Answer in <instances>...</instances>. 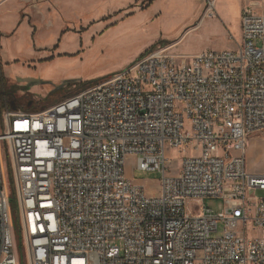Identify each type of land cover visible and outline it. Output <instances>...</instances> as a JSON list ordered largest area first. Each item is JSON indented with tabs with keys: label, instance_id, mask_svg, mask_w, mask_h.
<instances>
[{
	"label": "built area",
	"instance_id": "2783aa9c",
	"mask_svg": "<svg viewBox=\"0 0 264 264\" xmlns=\"http://www.w3.org/2000/svg\"><path fill=\"white\" fill-rule=\"evenodd\" d=\"M239 31L226 50L153 47L43 109L0 96V264H264V173L245 159L264 133V12L244 8Z\"/></svg>",
	"mask_w": 264,
	"mask_h": 264
},
{
	"label": "rangeland",
	"instance_id": "374dc122",
	"mask_svg": "<svg viewBox=\"0 0 264 264\" xmlns=\"http://www.w3.org/2000/svg\"><path fill=\"white\" fill-rule=\"evenodd\" d=\"M245 2L215 0L214 16L206 17V0H6L0 6V79L11 89L10 108L22 110L28 100L36 110L55 104L129 67L153 47L187 56L234 48L241 42L238 6ZM259 2L257 13L264 11V0ZM246 144L247 169L264 173V133ZM176 154L170 152L177 159ZM125 171L146 193H158L160 172L135 169L134 156L126 158ZM255 196L264 197V190ZM200 206L213 213L223 209L213 198ZM11 208L23 256L17 201Z\"/></svg>",
	"mask_w": 264,
	"mask_h": 264
},
{
	"label": "crops",
	"instance_id": "0c3cea01",
	"mask_svg": "<svg viewBox=\"0 0 264 264\" xmlns=\"http://www.w3.org/2000/svg\"><path fill=\"white\" fill-rule=\"evenodd\" d=\"M6 0H0V6L5 2ZM24 1V0H23ZM260 0H246V2L244 3V5H242L241 3V5H239L238 6V13L237 14H239V13H241L240 12V9H242V8H246V7H254V5H257V4H260V2H259ZM24 4V3H23ZM239 4V3H238ZM235 5V4H234ZM237 5V4H236ZM235 5V6H236ZM24 7V6H23ZM25 8V7H24ZM24 8H22V9H24ZM262 12H264V11H262ZM261 12V13H262ZM240 15V14H239ZM239 26H240V23H239ZM1 31V30H0ZM170 47H168V49H169ZM0 53H1V51H0ZM4 84V83H3ZM2 90V88L0 87V91ZM4 90L7 92V94H8V90L9 91H11V89L10 88H7L5 85H4ZM9 94H10V92H9ZM8 94V95H9ZM11 95V94H10ZM10 97V96H9ZM251 172H253V171H251ZM127 175V174H126ZM128 176V175H127ZM138 184V183H137ZM139 185H141L142 187H144V185H142V184H139Z\"/></svg>",
	"mask_w": 264,
	"mask_h": 264
},
{
	"label": "trees",
	"instance_id": "16d2710c",
	"mask_svg": "<svg viewBox=\"0 0 264 264\" xmlns=\"http://www.w3.org/2000/svg\"><path fill=\"white\" fill-rule=\"evenodd\" d=\"M0 77H2L1 73H0ZM93 81L89 82L87 85L83 86H90V84H92ZM0 87L2 88V90L0 91V96L1 97H7V102H10L11 97H9V95L7 94V92L4 90V84H3V78L0 79ZM29 100L26 101V107L27 109H31V107L28 106Z\"/></svg>",
	"mask_w": 264,
	"mask_h": 264
},
{
	"label": "flooded vegetation",
	"instance_id": "af4514ba",
	"mask_svg": "<svg viewBox=\"0 0 264 264\" xmlns=\"http://www.w3.org/2000/svg\"><path fill=\"white\" fill-rule=\"evenodd\" d=\"M33 105L32 101L28 103V106L31 107Z\"/></svg>",
	"mask_w": 264,
	"mask_h": 264
}]
</instances>
